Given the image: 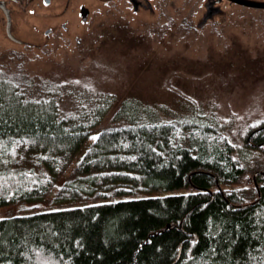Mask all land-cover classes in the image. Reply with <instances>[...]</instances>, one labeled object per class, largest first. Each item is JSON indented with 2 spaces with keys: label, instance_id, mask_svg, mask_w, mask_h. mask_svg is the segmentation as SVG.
<instances>
[{
  "label": "trees",
  "instance_id": "16d2710c",
  "mask_svg": "<svg viewBox=\"0 0 264 264\" xmlns=\"http://www.w3.org/2000/svg\"><path fill=\"white\" fill-rule=\"evenodd\" d=\"M22 84L30 85L25 74L0 69V205L38 200L114 99L63 116L55 88L27 97ZM195 114L169 123L141 99L123 98L113 115L121 125L102 127L76 169L91 174L80 185L90 192L101 172L135 186L194 191L1 217L0 264H264V184L254 199L219 189L238 182L247 151L256 149L248 136L264 140V122L235 155Z\"/></svg>",
  "mask_w": 264,
  "mask_h": 264
},
{
  "label": "rangeland",
  "instance_id": "374dc122",
  "mask_svg": "<svg viewBox=\"0 0 264 264\" xmlns=\"http://www.w3.org/2000/svg\"><path fill=\"white\" fill-rule=\"evenodd\" d=\"M74 1V5L87 4L86 20L79 17L73 3L57 19L53 13L61 11V0H53L48 16L21 13L14 34L0 28V69L30 79V85H21L27 97L44 96L55 88L62 98L63 116L82 106L89 110L103 105V96L114 98L112 108L102 124L89 132L82 152L65 172L54 176L38 200L0 205V218L194 191L191 186L174 190L135 186L124 178L103 176L107 172H101L91 186L97 192L81 188L91 174L77 171V166L98 138L93 140V134H100L102 127L121 125L113 115L123 98L141 99L166 122L201 114L199 124L217 128L219 140L231 143L235 155L247 148L245 136L257 126L255 121L264 122L261 7L233 3L221 10L212 8L210 0H141L139 8L130 0ZM56 21L58 28L46 34V26ZM52 77L57 81L52 82ZM261 147L247 151L249 158L238 182L221 183L226 193L237 190L246 199H254L252 177L255 170L264 168Z\"/></svg>",
  "mask_w": 264,
  "mask_h": 264
},
{
  "label": "flooded vegetation",
  "instance_id": "af4514ba",
  "mask_svg": "<svg viewBox=\"0 0 264 264\" xmlns=\"http://www.w3.org/2000/svg\"><path fill=\"white\" fill-rule=\"evenodd\" d=\"M53 0H0V28L1 30L8 29L12 32V34H14L13 29L15 30L16 26L19 25L18 22V17L21 15V13L24 14H39V15H44V16H48L50 13H52V11L49 9L48 5H50L52 3ZM106 1V0H103ZM137 6V8H139V6L142 4L141 0H130V2H134ZM211 4H214V6H212V8H220L221 10L224 9V6L226 5H232L233 3L237 4L238 2H235L233 0H210ZM251 1H255V2H264V0H251ZM74 0H61V11L59 12H55L53 14L56 15V18L58 19L60 17V15L62 14V10L65 11L66 9H68V7L71 5V3H73V6L75 8V10L77 11V14L79 15L80 18H82V14H81V9L82 7H88L86 3L84 2H77L74 5ZM240 4V3H238ZM241 5V4H240ZM243 5V4H242ZM241 5V6H242ZM246 7V5L244 6ZM249 7V6H247ZM264 10V8H261ZM89 14V13H88ZM83 20V19H82ZM64 22V21H63ZM61 21V25L62 26H66V23H63ZM59 22L56 21L55 24H49L46 26L44 32L46 34H49L51 32V30L53 29H57L59 24ZM40 28V27H39ZM41 29V28H40ZM50 31V32H49ZM249 137V143L254 146L255 148H262L261 146H264V140H260V141H254L253 138V134ZM261 172L256 176V180L258 181V183L263 180L262 178L264 177V168H260L255 170V172ZM254 172V174H255ZM252 181L255 184V180H254V175L252 177ZM260 187L262 184H260ZM256 188V186H255ZM257 189V188H256Z\"/></svg>",
  "mask_w": 264,
  "mask_h": 264
},
{
  "label": "water",
  "instance_id": "95a60500",
  "mask_svg": "<svg viewBox=\"0 0 264 264\" xmlns=\"http://www.w3.org/2000/svg\"><path fill=\"white\" fill-rule=\"evenodd\" d=\"M218 1H220V0H218ZM233 1H235V2H238V3H240V4H243V5H246V6H251V7H261V8H264V2H255V1H251V0H233ZM88 8H86V7H83L82 8V17H83V20H86V18H87V14H88ZM253 134V133H252ZM251 134V135H252ZM250 135V136H251ZM259 173H261V172H255V174H254V180H255V186H256V188H257V190H258V192H260V186H259V183H258V181L256 180V176L259 174ZM219 189L220 190H222V188H221V185H219ZM258 198H260V194H259V197ZM196 236V235H195Z\"/></svg>",
  "mask_w": 264,
  "mask_h": 264
},
{
  "label": "snow or ice",
  "instance_id": "6c2138e0",
  "mask_svg": "<svg viewBox=\"0 0 264 264\" xmlns=\"http://www.w3.org/2000/svg\"><path fill=\"white\" fill-rule=\"evenodd\" d=\"M169 123L171 122L169 121ZM255 123H260V121H255ZM98 136H99V133H95L93 134L92 139L95 140ZM9 151H14V149H9Z\"/></svg>",
  "mask_w": 264,
  "mask_h": 264
}]
</instances>
